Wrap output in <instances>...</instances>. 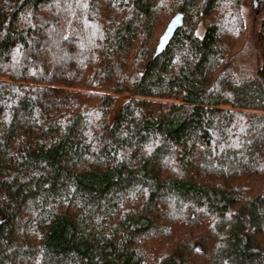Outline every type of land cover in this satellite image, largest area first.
<instances>
[{"label":"trees","instance_id":"obj_1","mask_svg":"<svg viewBox=\"0 0 264 264\" xmlns=\"http://www.w3.org/2000/svg\"><path fill=\"white\" fill-rule=\"evenodd\" d=\"M250 1L0 0V264H264Z\"/></svg>","mask_w":264,"mask_h":264},{"label":"rangeland","instance_id":"obj_2","mask_svg":"<svg viewBox=\"0 0 264 264\" xmlns=\"http://www.w3.org/2000/svg\"><path fill=\"white\" fill-rule=\"evenodd\" d=\"M244 23V36L239 47V51L232 58L231 66L243 69L249 73H255L260 64L259 48L257 43V29L259 21L264 17V0L262 4L253 5V2L240 7ZM125 96L117 98L111 114L115 112L118 105L124 100Z\"/></svg>","mask_w":264,"mask_h":264},{"label":"water","instance_id":"obj_3","mask_svg":"<svg viewBox=\"0 0 264 264\" xmlns=\"http://www.w3.org/2000/svg\"><path fill=\"white\" fill-rule=\"evenodd\" d=\"M263 0H253V5H256L257 2L259 5L262 4ZM183 15L181 12H176L168 21L166 27L160 34L158 38V42L155 46V49L152 53L151 58L153 59L156 55H158L161 51H163L172 38L175 30L182 24Z\"/></svg>","mask_w":264,"mask_h":264}]
</instances>
